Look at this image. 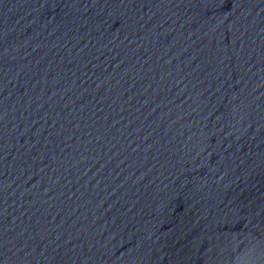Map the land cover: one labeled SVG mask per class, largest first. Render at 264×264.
<instances>
[{
  "label": "water",
  "instance_id": "water-1",
  "mask_svg": "<svg viewBox=\"0 0 264 264\" xmlns=\"http://www.w3.org/2000/svg\"><path fill=\"white\" fill-rule=\"evenodd\" d=\"M0 264H264V0H0Z\"/></svg>",
  "mask_w": 264,
  "mask_h": 264
}]
</instances>
